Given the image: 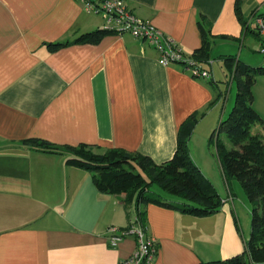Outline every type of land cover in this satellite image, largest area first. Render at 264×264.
Masks as SVG:
<instances>
[{
  "label": "crops",
  "instance_id": "1",
  "mask_svg": "<svg viewBox=\"0 0 264 264\" xmlns=\"http://www.w3.org/2000/svg\"><path fill=\"white\" fill-rule=\"evenodd\" d=\"M123 1L187 57L201 46V23L210 40V78L194 79L181 65L162 66L154 48L128 34L72 43L104 29L77 0H0V264H120L136 246L126 237L111 248L106 237L110 228H127L141 206L98 192L91 173L25 141L60 149L84 144L97 153L119 149L161 164L193 115L189 156L222 205L205 218L147 205L143 224L157 245L152 264L206 263L244 250L250 226H243L240 211L246 206L235 182L227 187L217 170L208 139L217 111L230 100L224 58L264 65V38L249 23L264 0ZM50 44L63 46L51 51ZM252 94L264 120V77ZM151 192L181 202L156 187Z\"/></svg>",
  "mask_w": 264,
  "mask_h": 264
},
{
  "label": "trees",
  "instance_id": "2",
  "mask_svg": "<svg viewBox=\"0 0 264 264\" xmlns=\"http://www.w3.org/2000/svg\"><path fill=\"white\" fill-rule=\"evenodd\" d=\"M236 12L238 16V6ZM198 29L201 46L191 56L208 68L211 66L208 64L211 61L210 40L201 23H198ZM111 35L117 33L97 29L79 35L72 43L95 44ZM61 46L63 44H50L48 47L54 51ZM224 67L231 80L237 81L236 95L228 116L219 121L217 130H213L209 136L208 147L215 150L227 187L231 181H236L250 205V234L243 252L224 260L198 264H264V120L252 107V88L258 76L264 77V65L252 67L226 57ZM220 97L224 100L225 94ZM196 123V115H193L179 127L175 152L161 164L153 163L147 156L119 149L97 153L93 147L84 144L60 149L40 139H29L24 143L38 152L63 155L67 166L91 173L98 192L112 196L125 195V205L135 201L141 206L136 216L143 223L147 205L205 218L216 214L222 203L216 190L189 156L187 142ZM221 133L231 148H227L219 139ZM153 187L168 196L179 198L181 202L162 198L151 192ZM236 228L239 230L238 226Z\"/></svg>",
  "mask_w": 264,
  "mask_h": 264
},
{
  "label": "built area",
  "instance_id": "3",
  "mask_svg": "<svg viewBox=\"0 0 264 264\" xmlns=\"http://www.w3.org/2000/svg\"><path fill=\"white\" fill-rule=\"evenodd\" d=\"M77 2L84 12L100 17L104 22V29L115 31L117 34H128L147 42L159 53V64L162 66L181 65L194 79L210 78V71L203 64L192 56H184L172 38L163 35L152 24L133 15L123 0H77ZM261 7L262 12L254 16L249 23L258 35L264 38V2ZM208 64L211 65L212 62L209 61ZM126 237H133L136 246L120 264H152L157 253V245L147 235L146 227L138 216L127 228H110L106 240L108 245L114 248Z\"/></svg>",
  "mask_w": 264,
  "mask_h": 264
},
{
  "label": "rangeland",
  "instance_id": "4",
  "mask_svg": "<svg viewBox=\"0 0 264 264\" xmlns=\"http://www.w3.org/2000/svg\"><path fill=\"white\" fill-rule=\"evenodd\" d=\"M260 78H262V76H258L256 78V80H258ZM227 82L231 83L230 84V88H229L230 89V100L228 101V103L225 102V107L223 109H222V107H220L219 110L217 111L218 120H217V123L215 125L214 131L217 130L219 119L220 120L225 119L228 116V113L231 111V109L233 107V104H234V98H235V95H236V84H237V81H236V79L231 80V78L229 77L227 79ZM223 91H225L226 94H227V92L229 94L228 87H226L225 85L223 86ZM219 139L226 145L227 148H231V145L229 144L228 140L226 139V137H225V135L223 133L219 134ZM209 152L211 153L210 156L213 155V156H211V158L213 157L214 160L216 161L215 164L217 166V170H220L219 169V164H218V161H217V158H216V155H215V150L213 148L209 147ZM233 182H235L234 184H235V186L237 188L235 193L237 194L238 199L242 200V202H244V204L246 206V208H243L242 207L243 205L241 206L242 210L240 211V215H241V219H242V224H243V226H245V224L246 225L249 224V226H250V211H249L250 205L247 202V200L245 198V195H244L241 187L239 186V184L236 181H233ZM239 194H241L240 196H242V198L239 196ZM247 208H248V211H247ZM246 229H247V227H246ZM244 233H245V231H244ZM248 238L249 237L246 236V238H244V239H246L245 241H247Z\"/></svg>",
  "mask_w": 264,
  "mask_h": 264
}]
</instances>
